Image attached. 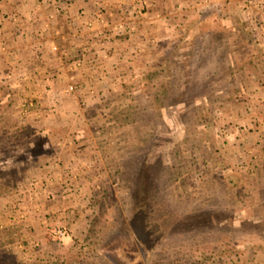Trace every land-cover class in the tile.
<instances>
[{"label": "rangeland", "instance_id": "374dc122", "mask_svg": "<svg viewBox=\"0 0 264 264\" xmlns=\"http://www.w3.org/2000/svg\"><path fill=\"white\" fill-rule=\"evenodd\" d=\"M167 1L174 32L129 65L76 82L65 67L46 68L50 82L0 67V203L14 215L0 264H108L100 246L120 228L136 230V264H264V0Z\"/></svg>", "mask_w": 264, "mask_h": 264}, {"label": "crops", "instance_id": "0c3cea01", "mask_svg": "<svg viewBox=\"0 0 264 264\" xmlns=\"http://www.w3.org/2000/svg\"><path fill=\"white\" fill-rule=\"evenodd\" d=\"M171 5L167 0H0V67H22V76L27 78L34 71L24 68L31 67L41 82L50 80L46 68L65 67L67 71L75 58L83 60L76 79L93 72L88 68L129 65L131 53H140L146 43L174 32ZM56 43L63 46L64 56L54 54L51 47ZM101 77L107 79V73ZM2 209L0 203V229L14 217L13 207Z\"/></svg>", "mask_w": 264, "mask_h": 264}, {"label": "trees", "instance_id": "16d2710c", "mask_svg": "<svg viewBox=\"0 0 264 264\" xmlns=\"http://www.w3.org/2000/svg\"><path fill=\"white\" fill-rule=\"evenodd\" d=\"M205 22H203L202 20H197V22H195V23H197L196 28H199L200 31H203L204 26L206 24ZM189 35L192 36V34H189ZM242 38H243V40H245L249 43L252 42L253 36L250 34L249 27L238 26V32H237L235 41H240ZM175 54H176L175 49L172 48L170 50L169 54H167V55L164 54V56H161V60L155 62L154 73L156 74V72L159 69H161L162 72L165 70H166L165 72L169 71L168 70L169 66H168L167 62H168V60H173L175 58V56H174ZM32 60L37 62V60L34 58H32ZM246 62L249 63V64H247L249 67H252V69H254V66L257 62V55L256 54L253 55V53H251V51H249L248 61H246ZM238 65H239V63H238ZM240 65L242 66V63ZM116 67L117 66L112 64L111 71L116 69ZM237 71H239L238 66H237ZM113 73H115V71ZM113 73L111 75H113ZM231 74L234 75L235 72L231 71ZM232 75H230V76L232 77V79H234V76H232ZM152 76H153V70L146 73V76H145L146 83L152 79L151 78ZM131 81H135V78H132ZM3 83H4L3 81H0V89L3 88V85H4ZM160 96L161 95H159V94H154L152 99H154V98L160 99ZM162 103H163V101L161 100V104L159 106H161ZM208 109H210V110H208ZM208 109L205 111V114L202 117L201 121L197 124L196 130L202 129V128L207 129L206 127L215 125V115H216L217 107L215 109H211V108H208ZM196 130L194 132L196 135H198V136H196V138L200 139V135L198 133H196ZM194 145H196V144H194ZM0 147H3V146L0 144ZM207 147H208V144L205 143V148L207 149ZM191 152H192L194 158L197 156L203 157V158H200V160L195 158L198 161H200L201 164L209 165V163H211V161H209L208 158H205V157H208V154H206V152L203 149L197 147V148L191 150ZM215 154H216V151L214 150V155H212V156H214L215 160L219 161V159H220L219 156H217V155L215 156ZM205 165H204V167H206ZM213 169H215V166H212L211 170H213ZM212 174L216 177V173L212 172ZM218 177L220 178V176H218ZM223 179H225V178L223 177ZM148 228H149V226H148ZM9 229H12V228L7 227V228H3L2 230H0V247L3 246L5 242H12L13 241L12 239L7 240V241L1 240V238H3V236L8 235ZM3 232H5V233H3ZM130 232L133 233V236H131ZM135 232H136L135 228L117 229V231H116L117 234L113 238L109 239L106 244L100 246L101 247L100 249L102 251H104V254H103L105 257L104 259L108 262V264H136L138 261L141 260L140 254L137 250V245L134 243ZM127 255L129 256L128 257L129 260H128V258L125 257ZM125 258H126V260H125Z\"/></svg>", "mask_w": 264, "mask_h": 264}, {"label": "built area", "instance_id": "2783aa9c", "mask_svg": "<svg viewBox=\"0 0 264 264\" xmlns=\"http://www.w3.org/2000/svg\"><path fill=\"white\" fill-rule=\"evenodd\" d=\"M14 22H18L17 18H12ZM0 31V35H1ZM120 34V33H117ZM52 50L57 51L58 47L57 45L52 46ZM83 66V60L82 59H73L72 61L69 62L67 65V72H68V79L71 80V82H76V76L79 70H82ZM74 88V84L70 83L68 85V89L72 90ZM54 234L62 235L63 231L61 229H55L53 230Z\"/></svg>", "mask_w": 264, "mask_h": 264}]
</instances>
